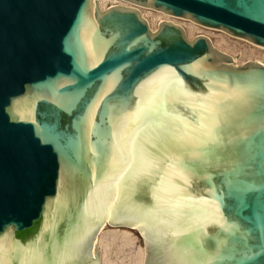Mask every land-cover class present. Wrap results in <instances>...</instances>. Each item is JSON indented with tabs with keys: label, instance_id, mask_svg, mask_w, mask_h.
<instances>
[{
	"label": "water",
	"instance_id": "water-1",
	"mask_svg": "<svg viewBox=\"0 0 264 264\" xmlns=\"http://www.w3.org/2000/svg\"><path fill=\"white\" fill-rule=\"evenodd\" d=\"M126 1L264 48V0ZM106 224L145 264H264V65L136 9L0 0V264H99Z\"/></svg>",
	"mask_w": 264,
	"mask_h": 264
},
{
	"label": "rangeland",
	"instance_id": "rangeland-1",
	"mask_svg": "<svg viewBox=\"0 0 264 264\" xmlns=\"http://www.w3.org/2000/svg\"><path fill=\"white\" fill-rule=\"evenodd\" d=\"M98 8L101 11H105L112 6H123L129 7V3L122 0H97ZM145 10L141 11V15L148 21L149 26L151 24L152 31L156 32L158 30L159 24L161 23L163 17L160 16L158 11L143 8ZM162 17V18H161ZM182 28L185 31L186 37L189 41H193L198 36L207 35L211 40L213 46L220 52L229 55L235 60L237 65H243L247 62H260L264 64V48L256 46L244 39L233 37L223 31L210 29L197 25V27L191 26L189 23H193L189 20L182 18H177ZM195 24V23H194ZM196 25V24H195ZM150 27V28H151ZM261 49H258V48ZM126 229L121 227H114L107 225L106 229ZM102 230V229H101ZM131 231L133 236V241L130 244H126L125 241L119 236L118 239H109L106 249L99 242L97 243V249L99 254V264H139L140 249L145 248L144 241L141 233L138 232L136 228ZM103 232H106L105 229ZM146 257H144L145 264Z\"/></svg>",
	"mask_w": 264,
	"mask_h": 264
},
{
	"label": "bare ground",
	"instance_id": "bare-ground-1",
	"mask_svg": "<svg viewBox=\"0 0 264 264\" xmlns=\"http://www.w3.org/2000/svg\"><path fill=\"white\" fill-rule=\"evenodd\" d=\"M95 1L96 0H94V2ZM122 1H124L126 3H129V5H130L129 7H125V8H131V9H136L139 12H141V11L145 12L143 7L137 6V5H135V4L131 3V2H128L126 0H122ZM120 7H123V6H120ZM146 9H148V8H146ZM150 10H152V9H150ZM158 14L163 17L161 23L162 22H169V23H172V24H175V25H178V26L182 27L181 24L179 23V20L177 19V17H173V16L167 15V14L162 13V12L158 13ZM189 24L191 26H193V27H197V24L195 25L194 22L193 23H189ZM150 27H151V24H150ZM151 29H152V27H151ZM203 36L207 37V35H203ZM256 48H258V47H256ZM258 49H261V48H258ZM233 61L235 62V60H233ZM106 227H107V224L104 227L101 228L102 230L101 229L99 230L98 235H97V243L100 242L104 246L105 249L107 247V243L106 242H108L109 239L115 240V239H118L119 236L123 239V241H125L126 244L132 243L133 236H132L131 231L128 230V228H126V229H118V228L106 229ZM104 229H105L106 232H103ZM133 229H131V230H133ZM136 229L140 232L139 227H137ZM140 257H141L142 260H140L139 264H143L144 257H146V248L141 247V249H140Z\"/></svg>",
	"mask_w": 264,
	"mask_h": 264
}]
</instances>
